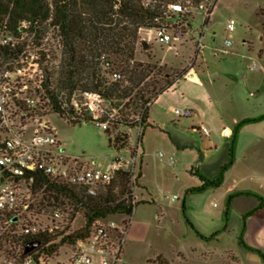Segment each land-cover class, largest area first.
I'll return each mask as SVG.
<instances>
[{
  "label": "rangeland",
  "instance_id": "1",
  "mask_svg": "<svg viewBox=\"0 0 264 264\" xmlns=\"http://www.w3.org/2000/svg\"><path fill=\"white\" fill-rule=\"evenodd\" d=\"M185 6L183 10L188 15V21L191 22L186 30L191 32L193 37H187L183 42L176 44L175 48L172 49L158 43H152L148 45L149 48H144L140 41L139 31L134 63L149 65L152 68V73L138 89L148 92L146 95L149 96L152 92L167 88L177 77L182 76L191 68L197 70L198 67L202 68L199 72L200 75H203L202 72L205 73V68H207L210 81L215 82L211 85L212 89L219 92L218 88H220L224 94L237 89L241 93L237 105L234 106L227 101L229 107L227 110L231 116L241 120L264 113V103H258L257 99L249 96L250 92L255 93L254 87L250 83L257 82L264 75V0H217L215 4L210 0L199 8L189 4ZM211 10L213 13L205 27V21L209 18L208 13ZM230 20H234L236 23L235 31L232 34L227 31V24ZM25 25L26 28H29V23H25ZM3 31H1V35H3ZM200 34H203L204 37L202 51L195 47V41ZM229 38L232 40L230 48L225 44ZM40 40L42 47L38 48ZM18 41L22 50H25L24 52L38 58L37 60L47 73L45 76L46 81L48 79L50 81V89L58 93L57 85L63 58V42L58 28L46 26L39 29V32H30L26 29L18 37ZM223 50L237 54L233 56L224 54ZM260 50H262L261 55H259ZM200 55L203 56V61ZM104 59L107 58L103 57V62ZM106 61L111 63L112 71L121 74L122 78L119 81L128 85L129 77L126 75L124 67H120V62L116 61L114 57ZM108 78L113 81L110 77ZM230 81L234 84L231 85ZM234 85L236 87H233ZM233 88L235 89L233 90ZM73 97L78 101L85 117L90 118L84 111L85 100H83L82 94H75ZM60 98L62 99V96ZM102 109L101 120L105 119L110 122L119 120L126 123L118 126L117 131L110 124V134H107L102 127L96 126L95 123L82 122L74 125L56 115L47 101L41 116L50 127L56 130L62 150L71 158L87 162L107 163L110 157L115 154V148L109 146V139L120 134L130 135L127 147L131 152L137 150L145 152L144 183L147 190L143 191V187L138 182L137 207L129 219L130 226L120 264H215V262L225 264L221 255L213 253L206 257L205 253L215 252L214 250H218L221 245H228L237 250L240 241L238 243L235 236L238 228L243 225V217L250 212L253 214L255 212L250 211L237 221L233 219L230 235H222L220 239H217L223 227L228 225L229 217L225 216L224 212L226 208H230L227 207V199L232 195L229 193L231 187L236 189L233 194L241 193L235 197L242 196V193H249L243 191H250L260 204L263 202V137L256 138L257 141L253 145L239 148L234 164L224 174L225 184H221L223 186H220L219 189L213 187L212 190L203 194L194 193L188 201L189 210L184 213L182 201L185 190L196 185L199 176L196 173H191V168L194 167V171L199 169L200 174L213 181L217 180L222 166L230 161L229 152L224 150L225 139L220 137L219 132L213 135L217 148L206 149V151H210V160L214 159L213 165L199 168V165L195 163L197 151L190 148L177 149L174 147L169 141V132H167L172 130L162 124L164 121L167 125L179 123L184 126L187 123V118L179 119L173 111H167L163 116L164 119L159 120L155 128L146 129L140 126L141 116L136 115L132 109L127 112H121V108L114 110L105 101L102 104ZM257 128L263 129V127ZM229 134L227 132V136ZM187 143H190V140ZM121 152L124 155L127 154L125 149H122ZM139 152L142 163V154ZM170 158H173V164L169 163ZM174 195L178 197V200H172ZM40 200V196L35 199L34 213L30 214V217L24 216V219L36 220L43 224L52 223L53 208H46L37 213ZM248 217L245 218V222ZM187 219L192 226L187 222ZM56 223L58 221L53 222L55 225ZM24 224H26L24 220L11 226L0 222V236L5 233L13 235L16 231L20 232V226ZM83 224V214L79 211L75 216L73 230L80 229ZM51 239L55 242L54 245L58 246V238L52 235ZM0 241L4 244V247L0 249V264H14V262L22 264L17 259L20 247L5 243V240L2 239ZM71 254L69 244H60L56 253L49 255L46 264L67 263Z\"/></svg>",
  "mask_w": 264,
  "mask_h": 264
},
{
  "label": "built area",
  "instance_id": "2",
  "mask_svg": "<svg viewBox=\"0 0 264 264\" xmlns=\"http://www.w3.org/2000/svg\"><path fill=\"white\" fill-rule=\"evenodd\" d=\"M168 12L174 17L171 24L140 29L141 44L158 43L173 49L187 37H193L191 32L186 30L189 25L181 20L187 18L185 10L180 5H171ZM25 23H21L24 31L18 35L5 30L1 35L0 29V222L11 226L24 220L26 224L20 226V232L16 231L15 235L29 237L54 235L58 238L59 245L62 240L77 231L73 230V225L78 212L67 205L64 208L53 209L52 223L49 224L24 219V216L30 217V214L34 213L35 199L39 196L42 199L40 192L47 187V184L41 181L42 191L37 192L40 179L45 178L51 183L75 188L87 197H96L113 185L119 175L125 174L129 178V183L121 200L135 211L141 164L138 152H131L128 147L122 148L126 150L125 155L122 154V149L117 147L115 154L107 163L87 162L71 158L64 153L56 130L41 116L46 101L50 104L45 89L47 73L38 58L24 52L18 41V37L28 29ZM235 25V21L230 20L227 31L232 34ZM203 38V34H200L195 41V47L201 51L204 47ZM40 41L38 48L42 47ZM225 44L231 47V38L227 39ZM4 49L11 54L16 50L20 52L16 56L4 57ZM104 69L111 72L110 78L113 81L122 78L120 73L112 71L111 63L105 59ZM82 98L85 100V113L96 122V126L109 131L110 121L106 120L103 123L100 121L104 99L99 94L90 92L82 94ZM151 103L149 102L146 107ZM70 107L75 112L76 110L82 112L74 97L71 99ZM173 113L179 119L191 118L193 115L191 109L180 107L174 108ZM200 130L203 135L209 134L205 127ZM173 162V158H170L169 163ZM172 200H178V197L174 196ZM130 217L126 214H115L95 220L87 236L74 243H65L69 244L72 254L69 261L64 264H120ZM56 221L58 223L53 224ZM54 243L49 242L44 246V250H37L29 256L23 254L20 257L19 251L17 259L22 264H46V260H49L46 250Z\"/></svg>",
  "mask_w": 264,
  "mask_h": 264
},
{
  "label": "trees",
  "instance_id": "3",
  "mask_svg": "<svg viewBox=\"0 0 264 264\" xmlns=\"http://www.w3.org/2000/svg\"><path fill=\"white\" fill-rule=\"evenodd\" d=\"M206 1L210 0H0V29L18 35L24 31L21 28V23L24 22L29 23L27 30L30 32H39V29L46 26L58 28L63 42V58L57 85L58 93L50 89L49 79L45 83V89L52 111L60 118L68 120L74 125L82 122L96 124L91 118L85 117L83 112H79V110L75 112L70 107L71 99L75 94L90 92L99 94L114 110L120 108L121 112L134 110L136 115L141 116V126L146 128L149 126L147 123L149 107L146 105L165 92L173 83L165 89L152 92L149 96L146 95L148 92L138 89L152 73V68L149 65L134 63L139 31L171 24L174 19L168 12L171 5H180L182 9H185V5L189 4L199 8ZM211 1L214 4L217 2V0ZM211 12L212 10L208 13L209 16ZM208 19L204 26H207ZM182 21L191 25L186 17ZM147 47L149 48L148 45ZM19 52L20 50H16L11 54L4 49V57L16 56ZM103 57H106V60L114 57L116 61L120 62V67H124L125 73L129 77L128 85H124L123 81H110L108 77L111 72L104 70ZM263 120L264 115L246 118L238 122L232 130L230 161L221 168L218 179L210 181L199 176L202 185L190 188L186 193H199L209 187H220L225 172L234 163V147L240 129L246 124ZM104 121L105 119L101 120V123ZM124 123L126 122L119 120L110 122L115 131L119 128L118 126ZM106 133L110 134L109 131ZM129 140V134L115 135L109 139V146L122 149L128 146ZM141 175L140 172L139 179ZM41 181L47 184L43 191ZM38 183L37 192L42 191L40 192L42 199L38 203L37 213L46 208H64L69 205L70 209L83 214L85 226L62 240L61 244L74 243L87 236L90 226L99 218L115 214L132 216L134 213L132 207L121 200L129 183V178L125 174L119 175L113 185L96 197H87L75 188L51 183L45 178L40 179ZM242 194L253 196L251 193ZM237 195H241V193L228 197L227 207L231 206ZM260 206L263 207L264 202ZM182 209L185 213L184 198ZM252 214L253 212H250L243 217L242 232L246 228L245 218ZM187 222L192 226L189 219ZM0 239L5 240V243L19 246L20 257L23 256L24 250L31 243L39 242V246L25 256L33 255L37 250H44V246L52 241L51 236L46 234L29 237L5 233L0 236ZM239 241L241 245L257 253L264 260V254L255 248L248 247L242 236ZM59 246L60 244L58 246L53 244L46 252L52 255L56 253ZM3 247L4 244L0 241V249Z\"/></svg>",
  "mask_w": 264,
  "mask_h": 264
},
{
  "label": "crops",
  "instance_id": "4",
  "mask_svg": "<svg viewBox=\"0 0 264 264\" xmlns=\"http://www.w3.org/2000/svg\"><path fill=\"white\" fill-rule=\"evenodd\" d=\"M212 13L213 10L210 16L212 15ZM210 16L208 20H210ZM222 52L224 54H228L232 56L237 54L236 52L234 53L226 50H223ZM261 53L262 50L259 51V55H261ZM200 57L202 58L201 60L203 61V56L200 55ZM201 69L202 68L200 67H198V70L196 68L189 69L182 76L176 78L171 87L167 88L165 92H163L160 96H158L156 99L152 101L151 105L149 106L148 118H147V123L149 126L146 127V129L149 127L155 128L157 122L159 120L164 119L163 116L165 115V113L167 111L172 112L173 109L176 107L191 109L193 115L191 118H187L188 120L186 125L182 126L179 123L177 124L171 123L167 125V123L164 121L162 124L164 125V127L173 131V132L172 131H167V132H169V141H171V144L174 147H176L177 149L190 148L197 151V154L195 156V163L199 165V168L203 166L213 165L214 159L210 160L209 158L210 151H206L207 148H209V150H211L212 147L214 149L217 148L213 135L219 132L220 137L225 139L226 141L224 150H227V152H229L233 127L241 120L246 119L243 118L239 120L235 116H231V114L227 110V108H229L227 106V101L230 104H234V106L237 105V103H239V100L241 98V93L235 88H233V90L235 89L234 91L229 92L227 94L222 93L220 88H218L219 92H217L215 89H212L211 87V85H213V83L215 82L210 81L208 69L205 68L206 72L205 73L202 72L203 75H200L199 72L201 71ZM252 69L255 70V68ZM215 74L219 75L218 73ZM230 84L233 85L234 83H231L230 81ZM250 85L254 87L255 93L250 92L249 96L257 99L258 103H264V75H262L257 82L252 81ZM233 87L236 86L234 85ZM263 115L264 113L251 118H256ZM202 127H205L209 130V134L207 136L202 134L200 130ZM257 127H263V129L259 130ZM227 132L230 133L228 136H227ZM142 137H144V134ZM259 137H263L264 139V120L257 123L244 125L240 129L236 139V143L234 147V160L237 150L239 148L246 145L249 146L253 145L257 141L256 138ZM189 140L190 143H187V141ZM139 153L142 154V163L140 160V164L142 165V166L140 165V169H141L140 172L142 171L141 172L142 175L141 178L139 179V183L141 187H143L142 188L143 191H145L147 190V187L144 183L145 152L140 151ZM194 170L195 169L193 167L191 168L190 172L193 174L196 173L199 176H203L206 179L213 181L212 179H209L205 175L200 174L198 171L199 169H196V171ZM199 176L197 177L198 180L196 182V185H194L193 187H189L185 190L184 199H185L186 211L189 210L188 208L189 198L194 194V193H186V191L190 188H196L202 185ZM222 184L224 185L225 181ZM219 188L220 187L216 189ZM212 189L213 187H209L204 191L199 192V194L206 193ZM235 190H236L235 188L231 187L229 193L233 194L234 192H236ZM243 192L250 193V191H243ZM250 211H255V212L252 216L246 219L245 230L242 232L241 229L242 226L239 227L235 237L239 243V237L242 235L243 241L248 247L255 248L264 254V206L261 207L260 202L254 196L242 195L234 198L230 208H226L224 212L225 216L229 217V221L227 222V224L230 226L225 225L217 239H220L222 235H230V232L232 231L231 230L232 220L233 219L234 221L240 220V218L244 214ZM238 249L234 250L228 245H223V246L221 245L218 250H214L215 252L205 253V256L206 257L207 255L211 256L213 255V253L215 255L216 254L221 255V257L224 259L223 261L225 264H264V260L257 253L250 251L240 243L238 244ZM215 264L218 263L215 262Z\"/></svg>",
  "mask_w": 264,
  "mask_h": 264
},
{
  "label": "water",
  "instance_id": "5",
  "mask_svg": "<svg viewBox=\"0 0 264 264\" xmlns=\"http://www.w3.org/2000/svg\"><path fill=\"white\" fill-rule=\"evenodd\" d=\"M144 48H147L146 44H142ZM39 246V242H33L31 243L23 252L24 255H27L28 253H30L31 251H33L34 249H36Z\"/></svg>",
  "mask_w": 264,
  "mask_h": 264
}]
</instances>
